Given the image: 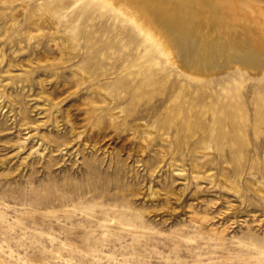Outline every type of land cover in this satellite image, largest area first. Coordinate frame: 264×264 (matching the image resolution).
Here are the masks:
<instances>
[{
  "label": "rangeland",
  "instance_id": "1",
  "mask_svg": "<svg viewBox=\"0 0 264 264\" xmlns=\"http://www.w3.org/2000/svg\"><path fill=\"white\" fill-rule=\"evenodd\" d=\"M148 1L0 0V264H264L261 4Z\"/></svg>",
  "mask_w": 264,
  "mask_h": 264
},
{
  "label": "bare ground",
  "instance_id": "2",
  "mask_svg": "<svg viewBox=\"0 0 264 264\" xmlns=\"http://www.w3.org/2000/svg\"><path fill=\"white\" fill-rule=\"evenodd\" d=\"M118 2V8L121 11H124L127 15H129L131 18H133V20L136 22L137 26L139 28H141L143 31H148L151 29V26H149L146 21L143 19L142 13L147 14V16L149 18H151V20L153 21V23L156 24L157 28L159 29V31L163 34H165V36L168 38V40L171 42L173 50L176 52L180 53L181 56V51L178 49L177 44L174 42L173 38L171 37V35L169 34V32L166 31V28L163 26L164 25V14L162 12V10L157 9V7L155 8V11H153V13H150L147 8V6H145L144 3H149L148 0H117ZM129 1L132 2V4H134V6L138 7L139 11L136 10L135 8H132V4H129ZM191 1L194 0H180L179 3L182 4L181 6H186L187 3H190ZM207 1V0H204ZM208 4L210 6V8L219 13L224 15V19L228 20L229 23H234L235 20H237L238 18H240L241 16L240 14V7L238 6V3L234 4L233 0H208ZM258 4H261V7H258ZM255 5L256 7H258V9H261L264 11V0H242V20L248 18L249 13L248 11H250V7ZM154 6V5H153ZM250 6V7H249ZM173 12V11H172ZM173 16V15H172ZM193 21H195V18L190 17ZM176 19V18H175ZM192 21V22H193ZM197 21V20H196ZM185 22V21H184ZM243 23V22H242ZM169 24V23H168ZM180 24V22H179ZM242 24V55H239V58H242V66L244 68H246L248 71H250L252 74H255L257 71H262L264 69L263 65V60L261 61L260 59L263 58L260 56L259 52H257V50L254 49H250L251 51H253V53H249L246 52L245 49H247V47L251 46V41L250 40L253 36L252 33L249 32L247 30L246 27H244ZM181 26V25H180ZM249 26V25H248ZM251 27V26H250ZM263 26L257 24L255 26V30H259V32H263L262 29ZM195 28V27H194ZM264 28V27H263ZM169 29V27H168ZM185 30V29H184ZM194 31V30H193ZM253 31V32H254ZM189 32V30H188ZM187 33V32H186ZM195 33V32H194ZM198 33V32H197ZM195 33V34H197ZM257 33V32H255ZM183 35V34H182ZM196 35H194L195 37ZM199 36V35H198ZM232 36V35H231ZM235 36V35H234ZM156 35H154V40L156 39ZM193 36L192 38L195 39ZM235 37H239L238 35H236ZM261 38V37H260ZM259 38V39H260ZM183 39V38H182ZM181 39V40H182ZM192 39V40H193ZM256 39V38H255ZM258 39V38H257ZM189 40V39H188ZM264 40V38H263ZM235 42V41H234ZM195 43V42H194ZM187 44V43H186ZM192 44V43H190ZM235 44V43H234ZM199 45V44H198ZM236 45V44H235ZM186 46V45H185ZM200 46V45H199ZM254 47V46H253ZM191 48V47H190ZM193 48V47H192ZM206 48H208L206 46ZM256 48V47H255ZM191 51V50H189ZM188 51V52H189ZM192 52V51H191ZM213 56V55H212ZM197 57V56H195ZM261 57V58H260ZM264 59V58H263ZM196 60V59H195ZM181 61V58H180ZM200 63V62H199ZM204 65V64H203ZM202 65V66H203ZM232 66V65H231ZM229 67V66H228ZM262 68V69H261Z\"/></svg>",
  "mask_w": 264,
  "mask_h": 264
}]
</instances>
